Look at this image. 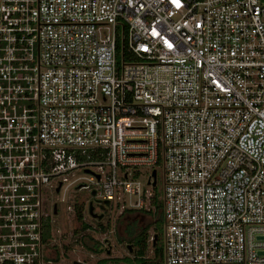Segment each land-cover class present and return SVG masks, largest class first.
<instances>
[{
	"label": "built area",
	"instance_id": "1",
	"mask_svg": "<svg viewBox=\"0 0 264 264\" xmlns=\"http://www.w3.org/2000/svg\"><path fill=\"white\" fill-rule=\"evenodd\" d=\"M81 171L161 205L146 264H264V0H0V264H68L48 188Z\"/></svg>",
	"mask_w": 264,
	"mask_h": 264
},
{
	"label": "rangeland",
	"instance_id": "2",
	"mask_svg": "<svg viewBox=\"0 0 264 264\" xmlns=\"http://www.w3.org/2000/svg\"><path fill=\"white\" fill-rule=\"evenodd\" d=\"M88 176L83 171L77 172L70 182L77 178H85L81 182L90 185L89 188L80 187L82 183L65 184L60 192H57L58 185L48 188L47 207L51 214L53 238L62 250L59 253L60 257H63L68 264H75L77 261L85 264H101V260L104 259L108 260L106 264H139L134 260V248L132 253L128 249L131 245L128 230L135 228L139 231L153 224L149 232L150 236L161 233V229H158L155 223L159 219L158 214L153 216L137 211L125 213L126 210L117 203H111L102 212L99 202L103 200L100 197H94L92 188L94 185L86 179ZM159 188H161L160 179ZM97 190L100 195L101 191ZM90 202L95 203V212L98 218L102 217L101 220L95 219L86 211ZM80 205L85 206L83 222L91 226L86 231L81 229V223L76 220L75 208ZM162 241L161 237L159 246L162 245ZM108 249L112 252L109 257ZM149 251L150 248L147 254Z\"/></svg>",
	"mask_w": 264,
	"mask_h": 264
},
{
	"label": "trees",
	"instance_id": "3",
	"mask_svg": "<svg viewBox=\"0 0 264 264\" xmlns=\"http://www.w3.org/2000/svg\"><path fill=\"white\" fill-rule=\"evenodd\" d=\"M118 50L119 52H122L123 51V43L121 42L118 46ZM110 204H108L109 206ZM160 209H161V205H157V214H158V217L159 219L157 221H155V223L158 225L156 226L158 229H161V233H158V241L159 239L161 238V234H162V225H163V217L162 215L160 214ZM84 212H85V206L84 205H80V206H76L75 208V213H76V220L77 222L81 223V229L82 230H89L91 228L90 225L88 224H85L83 221H84ZM125 213L129 212V213H134L135 211H132V210H126L124 211ZM124 212L122 214V216L124 215ZM121 216V217H122ZM153 227V224H150L148 226H146L145 228L143 229H140L139 231L136 230L135 228L131 231L130 229L128 230L129 231V236H130V239H129V242L131 243V245L133 246L134 250H135V261L139 264H146L147 261L144 260L143 258L145 256H147V253H148V250H149V239H150V230L152 229ZM155 252H156V257H160L161 254H162V247H156L155 249ZM131 260V259H129ZM108 260L107 259H104V260H101V264H106Z\"/></svg>",
	"mask_w": 264,
	"mask_h": 264
},
{
	"label": "water",
	"instance_id": "4",
	"mask_svg": "<svg viewBox=\"0 0 264 264\" xmlns=\"http://www.w3.org/2000/svg\"><path fill=\"white\" fill-rule=\"evenodd\" d=\"M153 177H154V179H155V181H154V183H153V187H155L156 184H157V172H156V171L153 172ZM60 190H61V187H59V188L57 189V192H60ZM93 195L95 196V193H94ZM106 204L108 205L109 203L106 202ZM55 212L57 213V211H55ZM91 212L93 213V209L91 210ZM93 216L96 217L95 215H93ZM98 219L101 220L102 217H100V218H98ZM156 241H157V236L155 237L154 244L157 243ZM128 249L130 250V253L133 252V247H132L131 245L128 246ZM107 255H108V256L111 255V250H109V249L107 250Z\"/></svg>",
	"mask_w": 264,
	"mask_h": 264
},
{
	"label": "flooded vegetation",
	"instance_id": "5",
	"mask_svg": "<svg viewBox=\"0 0 264 264\" xmlns=\"http://www.w3.org/2000/svg\"><path fill=\"white\" fill-rule=\"evenodd\" d=\"M100 204H101V210H102V212H103V210H106L109 206L104 202V201H101V202H99ZM104 203V204H103ZM93 209V213L91 212V210ZM86 211H88V214H91V216L92 217H94L93 215H95L96 217H94L95 219L97 218V220H98V215L96 214V212H95V203H89V206H88V208H87V210ZM132 246V245H131Z\"/></svg>",
	"mask_w": 264,
	"mask_h": 264
},
{
	"label": "crops",
	"instance_id": "6",
	"mask_svg": "<svg viewBox=\"0 0 264 264\" xmlns=\"http://www.w3.org/2000/svg\"><path fill=\"white\" fill-rule=\"evenodd\" d=\"M112 253V252H111ZM109 257V256H108Z\"/></svg>",
	"mask_w": 264,
	"mask_h": 264
}]
</instances>
